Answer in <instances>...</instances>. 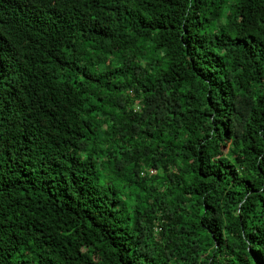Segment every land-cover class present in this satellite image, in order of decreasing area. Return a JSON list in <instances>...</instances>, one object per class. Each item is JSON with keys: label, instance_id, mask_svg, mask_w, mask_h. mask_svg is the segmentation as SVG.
Returning a JSON list of instances; mask_svg holds the SVG:
<instances>
[{"label": "trees", "instance_id": "obj_1", "mask_svg": "<svg viewBox=\"0 0 264 264\" xmlns=\"http://www.w3.org/2000/svg\"><path fill=\"white\" fill-rule=\"evenodd\" d=\"M0 264H264V0H0Z\"/></svg>", "mask_w": 264, "mask_h": 264}]
</instances>
